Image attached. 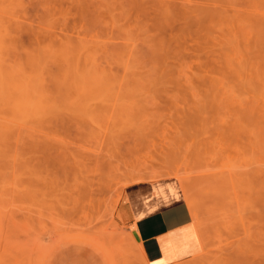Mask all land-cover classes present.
Here are the masks:
<instances>
[{
  "label": "rangeland",
  "instance_id": "1",
  "mask_svg": "<svg viewBox=\"0 0 264 264\" xmlns=\"http://www.w3.org/2000/svg\"><path fill=\"white\" fill-rule=\"evenodd\" d=\"M164 177L176 264H264V0H0V264H147L125 190Z\"/></svg>",
  "mask_w": 264,
  "mask_h": 264
},
{
  "label": "crops",
  "instance_id": "2",
  "mask_svg": "<svg viewBox=\"0 0 264 264\" xmlns=\"http://www.w3.org/2000/svg\"><path fill=\"white\" fill-rule=\"evenodd\" d=\"M125 197L132 236L137 237L148 264H176L202 251V241L178 179L164 177L130 184Z\"/></svg>",
  "mask_w": 264,
  "mask_h": 264
},
{
  "label": "bare ground",
  "instance_id": "3",
  "mask_svg": "<svg viewBox=\"0 0 264 264\" xmlns=\"http://www.w3.org/2000/svg\"><path fill=\"white\" fill-rule=\"evenodd\" d=\"M87 72H88V71H87ZM95 73H96V72H95ZM93 75H94V74H93ZM81 76H83V77L85 76V78H86V77L89 76V73H88L87 75L84 74V75H81ZM91 76H92V75H90L89 77H91ZM83 77H82V78H83ZM89 77H88V78H89ZM95 77H97V75H95ZM95 77H94V79L96 80V79H98L100 76H98L97 78H95ZM92 78H93V76H92ZM14 79H15V78H14ZM20 79H21V78H20ZM22 79H23V78H22ZM22 79H21V80H22ZM94 79H93V80H94ZM99 79H100V78H99ZM99 79L96 80V81H97V82H100L101 79H100V80H99ZM18 80H19V79H18ZM21 80H20V81H21ZM81 80H82V79H81ZM16 81H17V80H16ZM16 81H15V82H16ZM25 81H27V80L25 79ZM79 81H80V80H79ZM86 81L89 82L88 79H87ZM6 82H7V81H6ZM8 82H10V84H9V86H10L11 83H12L13 81L11 82V81L9 80ZM17 82H18V81H17ZM17 82H16V84H17ZM22 82H23V81H22ZM22 82H21V83H22ZM81 82H82V81H80V83H81ZM89 83H90V85H91L92 81H90ZM89 83H88V84H89ZM100 83H102V82H100ZM6 84H7V83H6ZM24 84H27V85L29 86L28 83H24ZM98 84H99V83H97L96 85H98ZM90 85H88V86L90 87ZM92 85H93V84H92ZM92 85H91V87H92ZM94 85H95V84H94ZM25 86H26V85H25ZM16 87H17V86H16ZM94 87H95V86H94ZM96 87H97V86H96ZM10 88H11V87H10ZM22 88H23V87H20V90H22L21 93H23V94H24V92H23L24 89H26V91H27L28 89H30V88L27 89V87L24 88V89H22ZM13 89H14V88H13ZM16 89H17V88H16ZM31 89H32V88H31ZM24 91H25V90H24ZM28 91H29V92H28ZM28 91H27V93H28L27 96H26V95H24V96L28 97L29 95H31V92H30L31 90H28ZM33 92H35V91L33 90ZM25 94H26V92H25ZM34 94H36V93H34ZM21 96H22V95H21ZM26 97H25V98H26ZM25 98H24V99H25ZM22 99H23V98H22ZM29 99H30V96H29ZM35 99H36V97H35ZM35 99H34V96H33V100H32V101H34ZM27 100H28V98H27ZM23 101H24V100H23ZM28 101H29V100H28ZM28 101H27V102H28ZM24 102H25V101H24ZM23 104H24V103H23ZM23 104H22V105H23ZM25 104H26V103H25ZM34 104H35V102H34ZM34 104H32L31 101H30V104H29V105H33V106H34ZM26 105H27V104H26ZM21 107H22V106H21ZM25 107H26V106H25ZM27 107H28V105H27ZM27 107H26V108H27ZM30 108H31V107H30ZM166 191H167V190H166ZM169 191H170V190H169ZM174 191H175V190H174ZM167 193H168V191H167ZM168 195H169V193H168ZM173 195H174V194H173ZM173 195H172V196L170 195V196L173 197ZM176 195H177V193H176ZM167 198H169V197H166V199H167ZM177 198H178V197H177ZM164 199H165V198H164ZM166 199H165V200H166ZM170 199H171V198H170ZM175 199H176V198H175ZM169 201L171 202V200H169ZM173 201H174V198H173ZM165 202H166V201H165ZM167 202H168V201H167ZM133 224H134V223H133ZM133 228H134V227H133ZM134 238H135L136 243H137V248H138V251H139V254H140V258L142 259V261H144V262L147 263V260H146V258L144 257V254H143V252H142V249H141L140 243H139V241H138V239H137V237H136L135 235H134ZM114 257H115V256H114ZM147 264H148V263H147Z\"/></svg>",
  "mask_w": 264,
  "mask_h": 264
}]
</instances>
